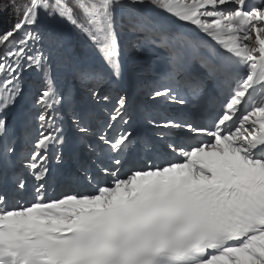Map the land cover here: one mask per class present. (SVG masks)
I'll return each instance as SVG.
<instances>
[{
    "label": "snow or ice",
    "instance_id": "6c2138e0",
    "mask_svg": "<svg viewBox=\"0 0 264 264\" xmlns=\"http://www.w3.org/2000/svg\"><path fill=\"white\" fill-rule=\"evenodd\" d=\"M9 10L11 26L0 23V264H264V0H0V18ZM72 30L103 66L76 55ZM145 51L159 65L149 99L184 105L187 90L202 117L151 115L159 131L134 132L135 91L105 85ZM33 69L44 80L35 136L31 117L18 133L7 114ZM65 115L91 159L66 157ZM57 184L91 191L50 195Z\"/></svg>",
    "mask_w": 264,
    "mask_h": 264
},
{
    "label": "trees",
    "instance_id": "16d2710c",
    "mask_svg": "<svg viewBox=\"0 0 264 264\" xmlns=\"http://www.w3.org/2000/svg\"><path fill=\"white\" fill-rule=\"evenodd\" d=\"M13 21H14V16L11 10H9L7 14H5L2 18H0V23H2L5 27L11 26ZM77 39H78L76 45L77 51L79 54L83 55L85 52L88 51V48L91 46L89 45V43L85 42L84 38L79 36L78 33H77Z\"/></svg>",
    "mask_w": 264,
    "mask_h": 264
},
{
    "label": "rangeland",
    "instance_id": "374dc122",
    "mask_svg": "<svg viewBox=\"0 0 264 264\" xmlns=\"http://www.w3.org/2000/svg\"><path fill=\"white\" fill-rule=\"evenodd\" d=\"M31 71H32V70H30V71H26V72L23 74V82L26 81V78H25V77H26L27 74H28L29 72H31ZM37 77H39V76L37 75L36 78H37ZM62 80H63V78L60 79V81H62ZM60 81H59V85H58V87H60V88L63 87V88H64V86H63L62 84H60ZM38 85H39V87H40L42 84L39 83Z\"/></svg>",
    "mask_w": 264,
    "mask_h": 264
},
{
    "label": "bare ground",
    "instance_id": "6f19581e",
    "mask_svg": "<svg viewBox=\"0 0 264 264\" xmlns=\"http://www.w3.org/2000/svg\"><path fill=\"white\" fill-rule=\"evenodd\" d=\"M87 47H89V46H87ZM100 66V65H99ZM137 76H139V77H143V74H142V72H140L139 74H137ZM79 145H82V143L81 142H79Z\"/></svg>",
    "mask_w": 264,
    "mask_h": 264
}]
</instances>
